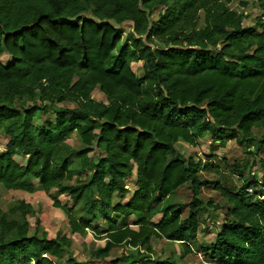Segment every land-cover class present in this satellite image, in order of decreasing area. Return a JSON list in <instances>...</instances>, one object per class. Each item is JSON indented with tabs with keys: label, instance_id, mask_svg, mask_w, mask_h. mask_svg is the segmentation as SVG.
<instances>
[{
	"label": "trees",
	"instance_id": "16d2710c",
	"mask_svg": "<svg viewBox=\"0 0 264 264\" xmlns=\"http://www.w3.org/2000/svg\"><path fill=\"white\" fill-rule=\"evenodd\" d=\"M233 1L0 0V131L8 140L0 187L50 193L72 233L104 234L93 259L121 245L134 249L111 264H145L154 238L180 243L181 257L191 253L201 224L197 195L211 187L227 209L215 241L200 246L207 262L264 264V181L237 189L203 179L202 161L177 148L197 146L206 133L220 144L264 146V14L245 25ZM127 21L133 32L123 42ZM140 61L142 76L132 66ZM98 86L108 103L93 98ZM66 101L76 106L56 105ZM47 110L53 118L37 125ZM74 133L81 148L68 143ZM129 181L135 189L126 200ZM187 183L194 196L185 214L174 196ZM72 242L61 231L50 237L25 199L0 208V264H87L70 252ZM153 264L181 263L170 255Z\"/></svg>",
	"mask_w": 264,
	"mask_h": 264
},
{
	"label": "rangeland",
	"instance_id": "374dc122",
	"mask_svg": "<svg viewBox=\"0 0 264 264\" xmlns=\"http://www.w3.org/2000/svg\"><path fill=\"white\" fill-rule=\"evenodd\" d=\"M241 1L242 0H234L231 4L232 8L238 13L244 12L247 14L244 20L245 25L255 26L257 17L264 14L263 0H248L251 2L253 1V4L246 8L240 6ZM158 12L159 11L152 14L154 19L158 18ZM203 26H205V23L202 19L199 27ZM122 27L125 30L123 39V42H125L126 38L133 32V22H124ZM156 45L160 46L161 43L157 42ZM2 59L4 62H7L10 57L4 54ZM132 66L139 76L143 75L142 61L134 62ZM93 98L108 103L106 96L102 93L99 86L94 90ZM56 105L66 107L76 106L75 103L69 101L57 103ZM17 106L21 109L22 101H19ZM53 116L51 110L40 111L37 114L36 124L40 125L45 119L53 118ZM258 133H260V131H258ZM7 142V138L0 131V151L5 150ZM68 143L76 148H81L83 146L78 139L77 133L71 136ZM259 147L260 149L257 151L256 149ZM177 148L180 156L184 158L194 156L196 159L202 161L203 179H221L227 181L228 185L236 187L237 189L241 188L246 180L254 179L264 181V146L255 139L242 141V143H239L236 139H226L220 144L219 141L212 138L210 133H206L199 140L197 146L182 142L177 145ZM99 153L100 150L95 148V150L90 153V156L97 159ZM211 156H215V158H208ZM14 157L20 163H26L27 161L26 157L20 155H15ZM211 162H213L217 168L213 167ZM134 170H136V167ZM128 184L131 188V193L126 200L131 197L135 189L133 181H129ZM52 192H55V190H52ZM193 196L194 194L190 183L182 186L174 196L176 202L187 204L188 207L185 214L189 213V204L192 202ZM197 197L201 224L195 240L191 243L192 252L185 257H181L184 250L180 246V243L170 242L163 238H154L152 241L154 252L150 257L144 260L145 264H153L155 260L167 258L170 255L175 256L181 264H213L207 262L200 246H209L215 241L216 235L224 223L227 203L220 193L211 187L200 188ZM17 199H25L27 202L33 204L37 210V217L40 218L42 226L50 237H55L59 231L69 235L73 241L70 252L80 261H84L87 264H111L113 259L122 256L124 253L134 251V249L128 245H121L117 246L108 258L104 260L93 259L90 257V252L105 244V239L103 238L104 234L96 235L93 230H88L85 236L72 233L65 213L60 208L54 206V201L50 193L43 190L29 193L22 190H10L0 187V208L7 210L9 205ZM60 199L63 203L72 204L69 196L66 194L61 195ZM159 217L160 216L156 217V220H158ZM31 221L34 225L36 217L31 218ZM98 225L100 230H105L107 228V223L105 221H99ZM132 226L136 228L135 225ZM67 259L68 254L65 256L64 261Z\"/></svg>",
	"mask_w": 264,
	"mask_h": 264
},
{
	"label": "built area",
	"instance_id": "2783aa9c",
	"mask_svg": "<svg viewBox=\"0 0 264 264\" xmlns=\"http://www.w3.org/2000/svg\"><path fill=\"white\" fill-rule=\"evenodd\" d=\"M261 182V181H260ZM262 185V193L260 195V198L264 200V183L261 184ZM250 192H253V189H249Z\"/></svg>",
	"mask_w": 264,
	"mask_h": 264
}]
</instances>
